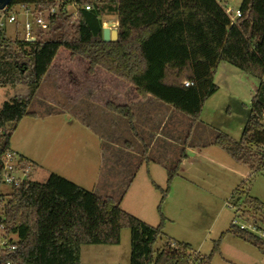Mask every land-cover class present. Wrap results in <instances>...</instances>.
Here are the masks:
<instances>
[{"label":"trees","instance_id":"16d2710c","mask_svg":"<svg viewBox=\"0 0 264 264\" xmlns=\"http://www.w3.org/2000/svg\"><path fill=\"white\" fill-rule=\"evenodd\" d=\"M74 3L80 6L76 15L68 12ZM15 8L56 13L48 18L50 30L37 31L34 42L10 41L0 29V88L27 89V94L9 98L0 107L3 150H10L24 118L35 117L30 106L64 50L72 60L88 64V75L102 70L132 86L142 100L153 97L193 122L219 91L214 76L221 63L255 78L259 88L241 140L220 134L214 146L251 173L264 170V0H243L241 18L233 26L217 0H14L8 11ZM104 18L117 20L116 43L103 42ZM106 110L124 118L136 132L130 107L107 104ZM26 165L36 169L28 161ZM177 177L178 169L168 172L165 190L151 181L161 194L157 227L124 212L119 202L100 199L57 175L45 183L30 181L14 189L5 206L8 234L17 236L18 243L14 252H0V264H82L83 247L119 246L124 230L131 234V264H211L227 235L264 256V240L233 224L207 257L188 244L171 241L156 253L167 222L162 206ZM234 197L236 215L264 231V204L242 187Z\"/></svg>","mask_w":264,"mask_h":264},{"label":"rangeland","instance_id":"374dc122","mask_svg":"<svg viewBox=\"0 0 264 264\" xmlns=\"http://www.w3.org/2000/svg\"><path fill=\"white\" fill-rule=\"evenodd\" d=\"M242 1L225 0L223 6L235 13ZM68 12L73 14L74 8L69 6ZM11 13L17 22L9 24L0 15V27L8 40L23 41L25 24L35 14L20 8ZM111 20L117 27L116 18L102 19L104 27ZM52 67L63 72L74 67L76 76L73 81L62 76L66 87L59 89L50 83L58 76L51 70L50 82L42 84L30 106L35 117L24 118L10 142L11 151L38 165L34 181L45 183L57 175L100 199L119 202L124 212L157 227L161 194L151 181L165 190L168 172L178 169L171 196L162 206L167 222L156 253L171 241L188 244L207 257L233 222L253 234L254 225L236 215L237 197L232 196L242 187L264 204V174L251 173L216 148L214 141L220 134L241 140L258 80L221 63L214 76L219 91L207 102L200 120L193 122L153 97L142 100L132 86L103 72L92 78L85 70L87 63L72 60L67 51H60ZM25 94L24 87L0 88V107ZM109 103L132 109L135 133L124 118L105 109ZM253 235L259 237L258 232ZM81 263L131 264L130 231H122L119 246L83 247ZM211 264H264V256L227 235Z\"/></svg>","mask_w":264,"mask_h":264},{"label":"built area","instance_id":"2783aa9c","mask_svg":"<svg viewBox=\"0 0 264 264\" xmlns=\"http://www.w3.org/2000/svg\"><path fill=\"white\" fill-rule=\"evenodd\" d=\"M225 0H217L219 5L224 8L225 13L230 19L231 25H235L237 20L241 18V13L238 10L234 13L233 10L229 9L228 6L224 7L223 2ZM65 4H69L70 0H64ZM71 7L74 8V15L80 9L77 3H74ZM86 11H90V7L85 8ZM56 9H52L48 12L42 14H35L32 16V22H27L25 24V41L34 42L35 34L37 31L48 32L50 30V25L48 23V18L50 15L55 14ZM1 18L6 17L9 24H15L17 22L16 15L11 13L6 9L0 12ZM0 29H2L0 27ZM37 30V31H35ZM185 87H189V83L184 84ZM264 120V114H263ZM2 131H0V252H14L15 246L18 243L17 236L9 235L7 231V226L5 223V206L11 198L14 189L20 188L30 181H33V174L35 170L31 166L26 165V161L19 155L11 150H3L1 143ZM264 174V170L261 172ZM7 190L9 192H7ZM233 225L238 227L242 231H247L251 233L250 230L243 226H238L236 222ZM253 227V234L255 232L259 233V238L264 240V231L258 230L255 226ZM260 231V232H259ZM11 264V262L7 263Z\"/></svg>","mask_w":264,"mask_h":264},{"label":"crops","instance_id":"0c3cea01","mask_svg":"<svg viewBox=\"0 0 264 264\" xmlns=\"http://www.w3.org/2000/svg\"><path fill=\"white\" fill-rule=\"evenodd\" d=\"M25 14V16H28L29 14L28 13H24ZM104 19H106V18H104ZM110 19H113V18H110ZM104 26V25H103ZM105 29H109L110 31H117V27H116V22L115 21H110V22H108V24H107V26L106 27H104ZM78 59H80V58H78ZM88 65V64H87ZM67 68H69V71L68 72H63V71H61V70H59V67H52L51 68V70H55L56 71V73H58V76H57V80L55 79L54 81L52 80V82H50L49 81V78H50V76H51V70H50V72L48 73V75L46 76V79H45V82L44 83H46L47 81L48 82H50V83H53L56 87H58L59 89H62L61 87H66L65 85L66 84H63V83H61V78H62V76H67L68 75V77H70V78H72V81H73V79L75 78V76H76V72H75V70H74V67H67ZM85 70L87 71L88 70V67H85ZM100 72H103L104 74H106L107 76H109L110 78H113L114 80H116V78H114V77H112V76H110V75H108L107 73H105L104 71H102V70H97L96 71V73H95V75L94 76H91L92 78L93 77H95V76H100ZM118 80V79H117ZM119 81V80H118ZM121 82V81H120ZM126 84V83H125ZM63 91V90H62ZM66 91V90H65ZM71 91V90H70ZM89 97L90 98H93L92 96H90L89 95ZM213 98V97H212ZM211 98V99H212ZM148 99V98H147ZM109 104H111V103H109ZM207 104V103H206ZM124 106V105H123ZM206 106V105H205ZM117 107H122V106H117ZM205 108V107H204ZM105 109H106V107H105ZM17 154V153H16ZM18 155V154H17ZM20 156V155H19ZM21 158H23L25 161H28V162H30V163H32V164H34L35 166H36V169L38 168V165L36 164V163H34L33 161H31L30 159H28L27 157H24V156H20ZM173 185H174V182H173V184H172V186H171V188L173 187ZM171 191H170V196H171V192H172V190L173 189H170ZM169 196V197H170ZM153 227V226H152ZM196 253H198V254H200L198 251H195ZM201 255V254H200Z\"/></svg>","mask_w":264,"mask_h":264},{"label":"water","instance_id":"95a60500","mask_svg":"<svg viewBox=\"0 0 264 264\" xmlns=\"http://www.w3.org/2000/svg\"><path fill=\"white\" fill-rule=\"evenodd\" d=\"M14 0H0V12L5 11L9 8ZM118 41V32L110 31L109 29H104L103 31V42L104 43H116ZM221 55L220 50H216V56Z\"/></svg>","mask_w":264,"mask_h":264}]
</instances>
